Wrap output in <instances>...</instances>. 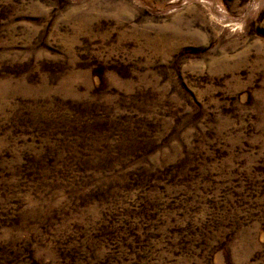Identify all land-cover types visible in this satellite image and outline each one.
Returning a JSON list of instances; mask_svg holds the SVG:
<instances>
[{"label": "rangeland", "instance_id": "rangeland-1", "mask_svg": "<svg viewBox=\"0 0 264 264\" xmlns=\"http://www.w3.org/2000/svg\"><path fill=\"white\" fill-rule=\"evenodd\" d=\"M0 264H264V0H0Z\"/></svg>", "mask_w": 264, "mask_h": 264}]
</instances>
